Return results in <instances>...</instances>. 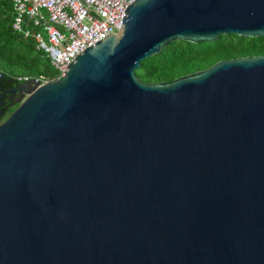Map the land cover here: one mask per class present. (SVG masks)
<instances>
[{
	"label": "water",
	"instance_id": "1",
	"mask_svg": "<svg viewBox=\"0 0 264 264\" xmlns=\"http://www.w3.org/2000/svg\"><path fill=\"white\" fill-rule=\"evenodd\" d=\"M0 121V264H264V56L169 83L170 43L264 36V0H133Z\"/></svg>",
	"mask_w": 264,
	"mask_h": 264
},
{
	"label": "trees",
	"instance_id": "2",
	"mask_svg": "<svg viewBox=\"0 0 264 264\" xmlns=\"http://www.w3.org/2000/svg\"><path fill=\"white\" fill-rule=\"evenodd\" d=\"M14 17L12 0H0V73L5 75V83L10 77L17 81L18 78L54 81L58 74L46 55L36 49L31 38H24L12 29ZM254 56H264V36L222 35L214 42L201 44L177 40L143 60L136 75L146 83H169L222 60Z\"/></svg>",
	"mask_w": 264,
	"mask_h": 264
},
{
	"label": "built area",
	"instance_id": "3",
	"mask_svg": "<svg viewBox=\"0 0 264 264\" xmlns=\"http://www.w3.org/2000/svg\"><path fill=\"white\" fill-rule=\"evenodd\" d=\"M12 29L31 38L61 78L84 50L120 32L133 0H12ZM27 78H18L24 81Z\"/></svg>",
	"mask_w": 264,
	"mask_h": 264
},
{
	"label": "flooded vegetation",
	"instance_id": "4",
	"mask_svg": "<svg viewBox=\"0 0 264 264\" xmlns=\"http://www.w3.org/2000/svg\"><path fill=\"white\" fill-rule=\"evenodd\" d=\"M12 86H14V85L10 84V83L6 84L5 81L1 84V88L4 91L8 90ZM18 98H19V95H15V96H11L10 94L6 95L5 99L3 100L4 101L3 109L5 110V113H4V116H3L4 118L6 116H8L9 113L11 111H13L17 107V104L12 105V103H14V101H16Z\"/></svg>",
	"mask_w": 264,
	"mask_h": 264
},
{
	"label": "rangeland",
	"instance_id": "5",
	"mask_svg": "<svg viewBox=\"0 0 264 264\" xmlns=\"http://www.w3.org/2000/svg\"><path fill=\"white\" fill-rule=\"evenodd\" d=\"M24 79V78H23ZM28 79V78H27ZM37 80H39V79H37ZM39 81H41L42 83H46V82H49V81H43V80H39Z\"/></svg>",
	"mask_w": 264,
	"mask_h": 264
}]
</instances>
